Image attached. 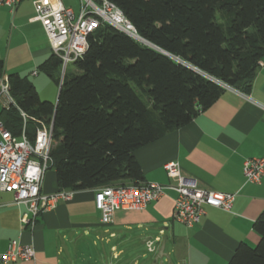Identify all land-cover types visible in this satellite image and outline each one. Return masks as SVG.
<instances>
[{
  "label": "trees",
  "instance_id": "16d2710c",
  "mask_svg": "<svg viewBox=\"0 0 264 264\" xmlns=\"http://www.w3.org/2000/svg\"><path fill=\"white\" fill-rule=\"evenodd\" d=\"M109 1L156 48L103 24L61 82L55 55L40 65L58 87L56 105L41 100L27 77L7 76L15 105L0 118L13 133L18 108L53 121L49 169L58 189L142 183L134 152L189 123L225 87L247 93L264 56V0ZM27 129L32 138L30 120ZM252 228L258 242L238 243L226 264H264V211Z\"/></svg>",
  "mask_w": 264,
  "mask_h": 264
},
{
  "label": "crops",
  "instance_id": "0c3cea01",
  "mask_svg": "<svg viewBox=\"0 0 264 264\" xmlns=\"http://www.w3.org/2000/svg\"><path fill=\"white\" fill-rule=\"evenodd\" d=\"M54 0H21L14 12L0 7L1 75L17 73L33 77L41 99L56 105L58 87L40 65L52 54L38 20L36 3ZM75 14L80 0H64ZM78 9V11H79ZM36 71V74L33 72ZM264 155V56L247 93L225 87L220 97L189 123L150 142L134 152L144 180L166 185L170 182L163 165L177 161L183 175L200 186L220 192H236L230 211L204 206L200 221L186 227L173 218L176 192L165 189L161 197L141 209H119L108 225L100 223L94 206L97 188L74 191L37 217L33 227L20 222L23 205L13 204L14 195L0 190V251L14 240L31 245V261L6 264H126L141 247L152 256L149 264H226L238 243L254 246L259 236L252 228L264 211V176L259 184L245 181L243 161ZM59 186L53 169L45 172L42 191ZM151 241L153 250L146 243ZM87 244L85 246L84 244ZM95 252L85 253L86 250ZM116 262V263H117Z\"/></svg>",
  "mask_w": 264,
  "mask_h": 264
},
{
  "label": "built area",
  "instance_id": "2783aa9c",
  "mask_svg": "<svg viewBox=\"0 0 264 264\" xmlns=\"http://www.w3.org/2000/svg\"><path fill=\"white\" fill-rule=\"evenodd\" d=\"M20 1L0 0V7L7 6L14 12ZM63 1L35 4L52 54L60 61V82L68 63H73L86 51L88 36L103 24H109L137 39L134 27L109 0H80L77 14ZM10 105L15 103L9 92L8 77L0 74V110ZM18 111L21 117L18 133H13L0 118V190L13 193V204L24 206L20 222L31 228L39 214L54 208L59 201L69 200L74 191L58 189L49 194L42 191L43 178L50 164L53 121L47 123L28 116L19 108ZM28 120L35 124L32 138L28 134ZM163 167L170 179L166 185L138 183L97 188L94 206L100 213V223L110 224L119 209L145 207L149 202L158 200L165 189L176 192L173 218L186 227L190 228L200 221L204 206L230 211L236 192H220L200 186L196 179L182 174L177 161H169ZM242 173L246 182L259 184L264 176V155L245 159ZM146 246L148 251L153 250L151 241H147ZM34 257L33 246L12 240L6 249L0 251V264L31 261Z\"/></svg>",
  "mask_w": 264,
  "mask_h": 264
},
{
  "label": "rangeland",
  "instance_id": "374dc122",
  "mask_svg": "<svg viewBox=\"0 0 264 264\" xmlns=\"http://www.w3.org/2000/svg\"><path fill=\"white\" fill-rule=\"evenodd\" d=\"M78 9H79L78 6L75 5L74 6V10H75L76 13L78 12ZM53 71L55 72V69H53ZM74 71H75V69H74L72 63H68V65L66 67V72L67 73H70V72H74ZM40 74L43 75V76H45V77L47 76V74L45 72H41ZM32 78L33 77H30L29 76V79L30 80H32ZM53 87H56V85L53 84ZM44 94L45 93H42L41 100L46 99V98H44V96H46ZM84 245L87 246L86 242H85ZM91 252H95V251H91V250H88V249L85 251V253H91ZM142 252L145 253V256L144 257H141V255H139V257H136L135 260H138L139 261L138 264H149L151 262V260H152V256L149 253H147L146 251H144L143 248L141 247V249L139 250V254H141ZM116 262L117 261H115L114 264H122L120 262H117V263ZM77 264H87V263L86 262H83V261H79V263H77ZM123 264H124V262H123ZM126 264H134L133 259L128 260Z\"/></svg>",
  "mask_w": 264,
  "mask_h": 264
},
{
  "label": "water",
  "instance_id": "95a60500",
  "mask_svg": "<svg viewBox=\"0 0 264 264\" xmlns=\"http://www.w3.org/2000/svg\"><path fill=\"white\" fill-rule=\"evenodd\" d=\"M137 39H138L139 41H142L143 43H145V44H147V45L153 47V48H156L155 46H152L151 44H149V43L143 41V40H142L141 38H139V37H137ZM159 51H160L161 53L167 54L166 52H164V51H162V50H159Z\"/></svg>",
  "mask_w": 264,
  "mask_h": 264
}]
</instances>
